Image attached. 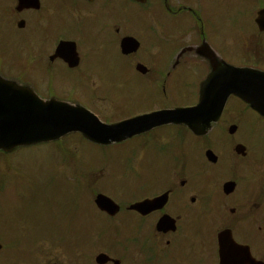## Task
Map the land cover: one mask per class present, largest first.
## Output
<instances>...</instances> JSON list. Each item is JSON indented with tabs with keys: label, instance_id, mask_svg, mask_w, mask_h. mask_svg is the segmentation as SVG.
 <instances>
[{
	"label": "flooded vegetation",
	"instance_id": "1",
	"mask_svg": "<svg viewBox=\"0 0 264 264\" xmlns=\"http://www.w3.org/2000/svg\"><path fill=\"white\" fill-rule=\"evenodd\" d=\"M254 1L0 0V73L32 86L42 97L73 101L79 90L74 82L80 73L78 68L70 67L76 60L79 62L77 67L84 64L90 74L100 70L104 76L109 68L121 62L119 66L124 65L123 60L127 58L129 67L142 64L147 68L144 75L150 85H156L160 99L167 101L175 91L170 82L177 86L180 82H202L205 79L209 62L217 61L210 57L208 46L230 64L264 70L259 62L249 61L248 51H236L237 39L242 36L248 39V29L244 30L237 24L251 23ZM147 10L150 17L144 16L151 20L140 22L139 32L127 29L123 18L138 17ZM161 10L167 13L164 15L166 20L163 15H156ZM125 37L135 38L140 44L138 51L128 56L120 53V42ZM61 42H74L73 52L76 53L67 55L64 50L61 55L56 54ZM259 42L257 39L256 44ZM183 48L191 51L183 52L175 63L173 55ZM194 49H199L202 55H197ZM117 90L123 89L114 88L112 93ZM94 94L91 84L80 89L81 98L86 100L91 101ZM152 102L138 101L133 103V107L139 110L155 107L158 103ZM113 106L108 100L101 110L112 112ZM123 109L119 115L130 113L129 108ZM251 114L255 116L248 107L230 98L222 114L224 120L220 131L231 124H236L238 130L245 124L251 125ZM165 137H154L153 143L158 148L154 147L156 153L153 157L168 163L172 153L167 157L161 156L164 155L161 150ZM237 139L244 140L245 133L242 132ZM226 141V137L216 135L209 143L220 146ZM238 143L233 142L231 146ZM179 151H183V160L186 161L188 149L185 139ZM177 173L153 175L150 180L136 181L131 203H150L143 213L130 212L126 206L123 209L134 214V237L128 238L123 234L117 246L109 242L107 246L102 244L104 249L96 255H107L111 261L106 264H219L216 237L225 228L231 230L238 243L249 246L251 252L255 247L264 255L262 215H254L249 204L232 203L234 198L231 196H217L213 208L220 212L222 220L216 227L206 228L201 214L208 209L206 204L209 203L204 202L203 192L196 190L200 188L198 181L194 176L183 175L180 170ZM125 223L126 220L123 225ZM254 225L262 238L260 249L257 235L253 233ZM208 237L214 241L211 248L204 241ZM90 249L91 246L87 245V250Z\"/></svg>",
	"mask_w": 264,
	"mask_h": 264
},
{
	"label": "rangeland",
	"instance_id": "2",
	"mask_svg": "<svg viewBox=\"0 0 264 264\" xmlns=\"http://www.w3.org/2000/svg\"><path fill=\"white\" fill-rule=\"evenodd\" d=\"M150 14V12L140 13L138 17H125L123 19L127 22V29L139 32L140 22L145 19L151 20L149 18ZM144 15H149V17ZM156 15H163L162 18L166 20L165 14L157 11ZM129 79L130 82H139V77L132 73ZM116 82L123 81L117 79ZM88 84L89 82L79 84L77 92L79 97H81L80 89ZM130 87L133 89L117 90L112 94L114 98L118 99L113 107L112 114L117 115L121 109L125 108V104H133L138 101L151 102L156 99V94L151 89L145 88L146 85ZM137 88L141 90L137 91ZM179 93V98H184V95H187V91L183 87L179 88ZM170 99L174 103L177 102L175 97L170 96ZM91 103L96 104L93 99H91ZM130 108L133 107L131 106ZM125 151V147H110L98 151L91 145L81 143L78 150L81 153V157L78 160L74 156L72 166H74L75 161H79V168L83 164H85L86 168L91 164L94 173L100 172L97 173L95 179L116 198L121 190L120 188L110 187L115 186L118 182L113 179L107 180L108 173L106 171L110 172L112 167L116 169V166L120 167L124 163L121 159L123 157L122 153ZM255 152L258 155V160L253 176L256 178L254 181L260 183L264 181V143ZM67 153L69 154L68 151ZM10 155L6 161L0 160V239L5 237L11 242H16L17 246L22 249V255L26 257L30 264H42L39 255L33 252L41 244L35 247L34 244L52 232L54 234L51 237L52 241L60 238L63 242L71 241L73 244L72 240L77 238L78 230H83L84 223L82 219L85 216L84 210L87 207V198L79 197V194L76 196L73 184L74 176L69 167L65 165L60 154L53 147L28 148ZM101 160L106 163V171L104 166L94 165V162ZM6 168H9V170L5 171ZM221 174L228 176L227 172H221ZM251 175L252 169L250 166V171H247V177L249 178ZM140 177L143 178V175ZM121 185H124V180L121 181ZM77 197L82 202V211L79 215L77 214V203L74 202ZM66 212L68 214H65ZM201 217L205 222L206 228H212L214 224H218L222 220L220 212L211 207L204 210ZM204 241L209 248L214 243L210 237L205 238ZM19 247L15 249V254L19 252ZM65 247L69 249V246ZM43 248H46L44 250L47 251V254L50 253L48 259L63 260L60 256L63 248L54 249L49 243H44Z\"/></svg>",
	"mask_w": 264,
	"mask_h": 264
},
{
	"label": "water",
	"instance_id": "3",
	"mask_svg": "<svg viewBox=\"0 0 264 264\" xmlns=\"http://www.w3.org/2000/svg\"><path fill=\"white\" fill-rule=\"evenodd\" d=\"M261 77H257L254 73L245 70H233L231 82H261ZM242 84L235 85L236 88H241ZM234 93H238L234 90ZM246 96V94H241ZM48 107L54 110L52 105L41 104V108ZM203 106L194 108L195 111L200 112ZM194 109L192 111H194ZM18 112L12 109L11 112ZM57 116L44 114L40 111L32 112L35 117L26 116H12L8 118H0V149L10 150L18 145H25L39 141L55 140L59 136L67 133L68 131H80L87 138L95 142H105L106 138L100 134L108 136H119L110 128H103L90 120L74 117L67 111L55 107ZM213 118L206 117L207 123ZM188 124L197 132L189 122Z\"/></svg>",
	"mask_w": 264,
	"mask_h": 264
}]
</instances>
